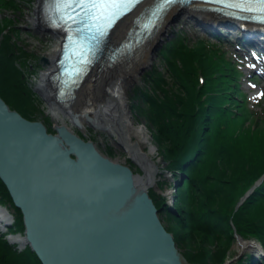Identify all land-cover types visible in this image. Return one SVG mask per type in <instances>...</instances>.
Instances as JSON below:
<instances>
[{"label": "water", "instance_id": "1", "mask_svg": "<svg viewBox=\"0 0 264 264\" xmlns=\"http://www.w3.org/2000/svg\"><path fill=\"white\" fill-rule=\"evenodd\" d=\"M219 24L202 22L209 29ZM44 27L57 37L62 35ZM238 29L257 40L248 29ZM61 56L62 52L54 63ZM38 90L45 101L71 114L78 127L84 128L85 120L98 131L108 130L96 117L68 110L70 100L49 99ZM57 131L52 133L44 122L13 109L0 94V178L22 211L25 225L23 232L7 235L9 243H16L19 250L30 246L42 264H191L162 220L163 207L159 208L151 195L163 172L154 158L121 134L117 144L131 151V160L143 172L138 173L106 156L93 141L68 126L59 125ZM151 145L154 153L157 147ZM263 179L264 173L237 205ZM0 209L7 215L0 230L6 231L15 216L1 202ZM235 237L236 243L242 239L236 233ZM246 240L239 245L236 257L249 246L252 254L264 259V247L254 239Z\"/></svg>", "mask_w": 264, "mask_h": 264}, {"label": "trees", "instance_id": "2", "mask_svg": "<svg viewBox=\"0 0 264 264\" xmlns=\"http://www.w3.org/2000/svg\"><path fill=\"white\" fill-rule=\"evenodd\" d=\"M4 21L0 18L2 46L6 45L8 37L6 35L2 41L8 28ZM174 34L172 31L171 36ZM200 42L194 47L185 41L164 44L160 56L167 60L168 66H173V75L182 89L174 96L160 88L156 96H145L147 110L143 114L160 156L167 162L166 168L173 177L171 184L167 178L165 181L175 186L179 180L176 188L179 195L176 191L172 207L167 196L154 189H151V195L157 206L163 207L162 215L166 214L164 217L174 222L182 240L199 242L194 251L199 250L201 256L185 253L191 264H224L229 259L228 254H235V249L230 246L235 241V233L245 239H254L264 247V179L236 206L241 196L264 173V138L259 134L251 151L234 156L229 155V138L214 135L212 129L216 119L227 127L237 119L244 106L240 105L237 111L224 106L226 101L232 100L229 83L234 73L227 61L217 60V52L210 50L212 44ZM12 58V53L0 54V93L16 109L13 99H8L14 94L7 89L26 93L19 91L24 74L17 72L19 68ZM0 202L14 210L15 222L9 227L10 233L23 232V213L14 204L1 178ZM5 235L0 232V264H42L30 246L19 250ZM206 240L212 242L213 251L200 243ZM226 264H264V259L257 260L245 251Z\"/></svg>", "mask_w": 264, "mask_h": 264}, {"label": "rangeland", "instance_id": "3", "mask_svg": "<svg viewBox=\"0 0 264 264\" xmlns=\"http://www.w3.org/2000/svg\"><path fill=\"white\" fill-rule=\"evenodd\" d=\"M38 1L39 0H0V18H4V23L8 26L1 37L2 41H5V36L8 35L6 45H0V54L4 56L6 53H12V61L19 68L17 72L20 71L24 74L23 80H21L22 89L20 88L19 91L22 90L26 93V95H24L22 92L19 93L14 89H9L10 91L7 89L10 94H14L10 96L11 98L7 95L9 97L8 99H13L12 104L17 106L16 109H20L22 112L20 110L18 111L27 118L44 122L52 133H57V127L62 123L60 119H57L55 111L52 110V107H56L62 114L61 116L76 127L75 129L77 131L75 132L82 138L93 141L102 153L114 161L130 165L136 172L143 173L140 167L131 160L130 154L116 143L115 138H117V136L98 131L89 125H86L85 128L78 127L74 124V118L71 114L55 105H50L36 90L42 72L46 69L48 70L50 68L49 62L53 61L52 58L49 57V51L53 48L52 44L58 42V40L60 41V38H58L59 36L57 37L51 32L46 31L41 22V27H36L31 23L30 16H34L33 13L38 8ZM171 27H173V31L175 32L172 36L170 35ZM223 31H227V29L223 28ZM175 41L181 43L185 41V44L191 47L200 44V41L212 44V49L210 50L217 52L215 54L217 60L219 62L221 60L227 61L231 65L234 77H230L229 87L231 93L229 96L232 100L226 101L224 106L232 111H237L240 105H243L244 108L237 116V119L233 120V123H228L227 127L224 126L223 121L219 124L220 119H216L212 129L214 135L218 134L229 138V155L235 156L238 155L239 152L248 153L251 151L255 146L254 141L256 136L260 134L261 130H264V79L258 78L255 76V73H252L253 71H251V68L248 66L249 61L239 50L235 49L232 44L222 41L206 31L199 29L188 16L174 20L168 26L165 35L160 38L154 47L150 62L140 70L133 79L127 95V104L131 115L134 117V121L145 128L149 135L150 143L157 147V150L151 154L156 163L160 165L163 172L158 175L157 186L154 188V191L158 194L167 196L171 202L175 198V196L174 198L172 197V193H174L172 189L174 188L176 190L179 185V180H176L175 186H173L174 184L172 186L168 185V182L171 184L173 177L166 168L167 162L160 156L161 153L158 149V145L152 137V133L147 124V118L143 112L147 110L145 96H156L159 88L166 89L170 95L174 96L175 92H180L182 89L181 86L179 88V84L176 81L177 78L173 75V66H168L167 60L160 56V51H162L161 47L164 44ZM202 49L205 48L202 47ZM244 55L248 58L250 57L247 53ZM45 59H48L49 62H44ZM24 87L25 90L23 89ZM46 89L48 93V88ZM256 92H260L261 95L256 96ZM48 96L51 97V94L48 93ZM4 99L6 100V98ZM68 110L71 111L73 109L68 108ZM218 125L221 127V130ZM149 148L148 144L144 145V149L147 150V152L150 151ZM166 178L168 182L165 181ZM176 191L179 195V191ZM10 210L12 213L14 212L12 208ZM165 215L166 214L162 215L161 213L162 220L168 230L178 239V247L184 254L186 253L188 256H192L196 253L194 250H196L197 243L199 242L193 241L192 243H188L185 239L182 240L181 234H178L176 231L174 222L166 219L164 217ZM9 229L8 227L5 233L2 234H9ZM200 243L205 248H209L208 250L213 251L215 249L212 246V242L208 240L204 243ZM234 244L235 243L230 244V246L235 249L234 256L229 254L226 256L229 258L228 260L231 261L238 258L236 255L240 251L239 247L236 245L233 246ZM250 249L249 246H245L242 249V253ZM196 254V256H201L199 250Z\"/></svg>", "mask_w": 264, "mask_h": 264}, {"label": "bare ground", "instance_id": "4", "mask_svg": "<svg viewBox=\"0 0 264 264\" xmlns=\"http://www.w3.org/2000/svg\"><path fill=\"white\" fill-rule=\"evenodd\" d=\"M153 0H146L142 6L132 15L122 19L115 27V29L110 34V40L121 42L129 34V32L134 28V23L138 15L147 7L148 4L152 3ZM38 8L33 13L34 16H30L31 23L36 27H41L40 22L43 20L42 11L46 7L45 0H39L37 2ZM177 6L168 11L161 19L160 25L151 39L150 43L144 48L138 59L132 64L130 71L121 74L117 77H112L110 81H105L100 73L94 72L85 78L79 89L75 92L76 96L72 101L71 109H76L80 111L83 115H92L96 117L97 121L102 123L103 126H107L108 130L105 133L117 136L115 141L120 140V135L122 134L131 144L136 145L141 151L148 153L152 157L151 143L149 141V135L147 134L145 128L142 125L137 124L134 121L133 115L129 111V106L127 104L128 89L135 76L142 70L151 60L152 52L157 42L163 37L168 29V26L173 18V14L177 11ZM40 17V18H39ZM208 20H217L211 15H201ZM257 36V35H256ZM236 38V36H234ZM255 37V36H254ZM60 38V36L58 37ZM63 39L52 44L53 48L49 51V57L54 60L61 52L63 48ZM50 68L42 72L41 78L39 79L38 86L36 88L41 89L43 94L49 99L47 93V87L49 89V79L52 73L56 70V64L51 63ZM52 68V69H51ZM47 86V87H46ZM53 105L52 103H49ZM54 106V105H53ZM51 107V106H50ZM55 111L57 119L62 122L61 125H66L74 131H77L72 124H70L59 112L56 107H52ZM84 122V128L89 125L87 121ZM114 124L115 126H113ZM90 126V125H89ZM119 139V140H118ZM148 144L149 152L144 149V145ZM128 154L132 155L131 151L127 150ZM153 158V157H152ZM6 213L0 209V224L6 220ZM11 227V226H8ZM11 234V233H10ZM241 237V236H240ZM242 238V237H241ZM247 240L245 238L239 239V243H236V237L233 246L239 247V245L244 244Z\"/></svg>", "mask_w": 264, "mask_h": 264}, {"label": "snow or ice", "instance_id": "5", "mask_svg": "<svg viewBox=\"0 0 264 264\" xmlns=\"http://www.w3.org/2000/svg\"><path fill=\"white\" fill-rule=\"evenodd\" d=\"M220 2L231 9L254 14L245 16V19L264 21V0H220ZM137 3L138 0H50L47 6L49 18L57 27L66 29L67 33L64 58L60 61L64 66L66 90H70L71 86L78 82L79 77L92 62L93 44L97 42V36L103 35L114 20ZM173 3L174 0H160L145 28L154 27V21H158L160 14ZM255 95L259 96L261 93L256 92ZM260 135L264 138V130H261Z\"/></svg>", "mask_w": 264, "mask_h": 264}]
</instances>
